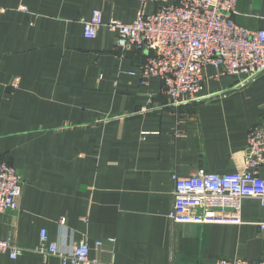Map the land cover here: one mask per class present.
Listing matches in <instances>:
<instances>
[{"label":"crops","instance_id":"0c3cea01","mask_svg":"<svg viewBox=\"0 0 264 264\" xmlns=\"http://www.w3.org/2000/svg\"><path fill=\"white\" fill-rule=\"evenodd\" d=\"M140 9L139 0H0V159L22 180L19 208L0 214V240L29 250L45 231L67 253L85 240L90 264L264 262L256 200H243L239 225L167 219L172 174L242 170L247 133L264 123V73L230 89L236 78L207 67L200 95L214 96L170 107L162 82L140 76L147 55H120L105 27ZM94 11L104 25L86 39ZM232 19L263 30L264 0H238ZM0 264L60 263L26 253L0 254Z\"/></svg>","mask_w":264,"mask_h":264},{"label":"built area","instance_id":"2783aa9c","mask_svg":"<svg viewBox=\"0 0 264 264\" xmlns=\"http://www.w3.org/2000/svg\"><path fill=\"white\" fill-rule=\"evenodd\" d=\"M238 0H139L141 9L131 23L110 21L105 27L115 35V48L147 55L139 67L142 78L156 77L162 82V94L168 105L181 108L198 103L213 94L200 95L204 71L214 69L212 78L234 77L230 89H240L264 73V29L248 30L234 23L232 16ZM153 4L146 15L143 8ZM104 25L100 11L83 22V36L95 39ZM224 94V93H222ZM176 137L182 132L176 131ZM264 123L252 127L246 137L243 168L236 174H212L199 170L189 178L171 175L173 205L167 219L174 224L239 225L245 199H253L264 208ZM22 195V180L14 168L0 159V214L17 210ZM64 224V220L60 221ZM261 230L264 223L258 224ZM96 247H101L97 242ZM90 248L85 240L74 244L70 252L49 243L45 231L38 244L29 249L0 240V254L12 260L30 253L43 259L56 257L60 264H90ZM216 264H264L219 259Z\"/></svg>","mask_w":264,"mask_h":264}]
</instances>
